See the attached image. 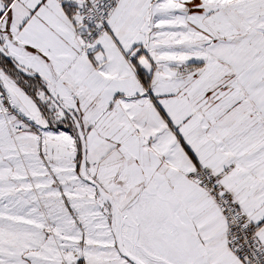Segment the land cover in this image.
Segmentation results:
<instances>
[{
  "label": "snow or ice",
  "instance_id": "6c2138e0",
  "mask_svg": "<svg viewBox=\"0 0 264 264\" xmlns=\"http://www.w3.org/2000/svg\"><path fill=\"white\" fill-rule=\"evenodd\" d=\"M0 264H264V0H0Z\"/></svg>",
  "mask_w": 264,
  "mask_h": 264
}]
</instances>
